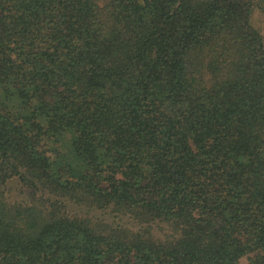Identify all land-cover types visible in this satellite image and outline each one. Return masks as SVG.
<instances>
[{"label": "trees", "instance_id": "trees-1", "mask_svg": "<svg viewBox=\"0 0 264 264\" xmlns=\"http://www.w3.org/2000/svg\"><path fill=\"white\" fill-rule=\"evenodd\" d=\"M254 7L0 0V264H264Z\"/></svg>", "mask_w": 264, "mask_h": 264}, {"label": "rangeland", "instance_id": "rangeland-1", "mask_svg": "<svg viewBox=\"0 0 264 264\" xmlns=\"http://www.w3.org/2000/svg\"><path fill=\"white\" fill-rule=\"evenodd\" d=\"M251 20H252V24L254 25V27L261 32V35H262V37L264 39V21H263V17L261 15L260 11L258 9H256L255 7H254V9L252 11V14H251ZM11 194H13L15 196V195H18L19 193L17 191H15V193H14V191L12 190ZM240 264H248L247 259L246 258L242 259L240 261Z\"/></svg>", "mask_w": 264, "mask_h": 264}]
</instances>
